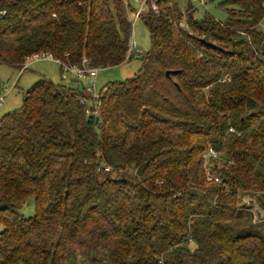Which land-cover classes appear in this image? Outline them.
Listing matches in <instances>:
<instances>
[{
  "label": "trees",
  "instance_id": "trees-1",
  "mask_svg": "<svg viewBox=\"0 0 264 264\" xmlns=\"http://www.w3.org/2000/svg\"><path fill=\"white\" fill-rule=\"evenodd\" d=\"M125 2L0 0V64L23 71L44 52L119 65L134 53ZM146 4L150 47L100 89L96 114L79 79L39 76L0 116V264H264L238 205L264 193V0L222 1L223 21ZM30 197L26 216L16 208Z\"/></svg>",
  "mask_w": 264,
  "mask_h": 264
},
{
  "label": "rangeland",
  "instance_id": "rangeland-1",
  "mask_svg": "<svg viewBox=\"0 0 264 264\" xmlns=\"http://www.w3.org/2000/svg\"><path fill=\"white\" fill-rule=\"evenodd\" d=\"M130 6L137 10L138 5L133 0H125ZM224 0H207L204 5L198 4L196 0H177L178 6L183 10L189 3L195 8V16L201 18L207 12L217 20L223 21L227 17V12L220 6ZM125 2V3H126ZM127 5V3H126ZM132 12V11H131ZM132 21V39L138 49L130 59L123 63L105 68H97L98 72L95 77V92L99 93L100 89L109 81L123 80L131 77L141 65V60L150 47L149 33L139 18L134 17L131 13ZM39 76L50 79L54 82L62 81L65 84H74V78L70 73H63L59 64L53 59H40L31 61L25 70H16L5 64H0V82L3 87L4 101L0 106V116L7 111L18 108L22 102V91L28 88ZM80 87H85L86 80H79ZM86 105L90 106L91 101L86 100ZM240 206H245L246 212L251 214V224H247L246 232H255L264 236V193L252 192L240 194ZM22 214L28 216L34 213L33 198H28L24 203L16 208ZM1 229V225H0Z\"/></svg>",
  "mask_w": 264,
  "mask_h": 264
},
{
  "label": "built area",
  "instance_id": "built-area-1",
  "mask_svg": "<svg viewBox=\"0 0 264 264\" xmlns=\"http://www.w3.org/2000/svg\"><path fill=\"white\" fill-rule=\"evenodd\" d=\"M135 3H137L138 8L137 10L134 11V17L138 18L139 13L142 10L148 9V5L146 4V0H133ZM198 2V4L200 5H204L206 3L207 0H196ZM149 7L154 11L157 12V6L155 1H152L149 5ZM5 11L1 10L0 14H3ZM183 25V24H181ZM264 27V24H263ZM138 49L136 47V43L135 41L132 39V37L130 38L129 42H128V50H127V56L133 52H137ZM53 59L54 61L58 62L61 65L62 68V77H63V73H70L73 77L79 79V80H86L87 84L84 87V90L87 94H89L91 96L90 101H91V106H87L86 107V114L91 115V114H96V107L99 104V100H98V96L99 93L96 94L95 92V77L97 75L98 69L96 67H89L86 65V60L82 61V66H74V65H69L66 64L62 61H58L56 58H54L50 53H44V52H40V53H33L29 56H27L25 58V63H24V67H27V65L34 60H40V59ZM22 68V69H23ZM4 101V94L1 93L0 94V106L2 105ZM81 101H83V99H81ZM93 107V108H92ZM229 131H233L232 128L229 129ZM219 157V153L212 149V148H208L206 151H204L202 153V161H203V168L206 174V178L207 180H217V177H214V175L211 172V159L214 158H218ZM105 170H109L108 167H105Z\"/></svg>",
  "mask_w": 264,
  "mask_h": 264
},
{
  "label": "water",
  "instance_id": "water-1",
  "mask_svg": "<svg viewBox=\"0 0 264 264\" xmlns=\"http://www.w3.org/2000/svg\"><path fill=\"white\" fill-rule=\"evenodd\" d=\"M262 51H263V54H264V44H263V46H262Z\"/></svg>",
  "mask_w": 264,
  "mask_h": 264
}]
</instances>
